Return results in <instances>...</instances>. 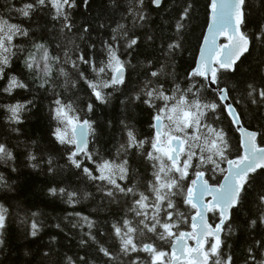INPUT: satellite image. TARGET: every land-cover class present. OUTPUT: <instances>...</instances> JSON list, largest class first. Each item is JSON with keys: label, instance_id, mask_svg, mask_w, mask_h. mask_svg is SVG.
<instances>
[{"label": "trees", "instance_id": "obj_1", "mask_svg": "<svg viewBox=\"0 0 264 264\" xmlns=\"http://www.w3.org/2000/svg\"><path fill=\"white\" fill-rule=\"evenodd\" d=\"M155 1L0 0L10 29L0 59V264H169L173 236L191 230L196 173L216 185L241 158L217 90L190 74L210 0ZM243 11L249 50L214 80L264 146V0H245ZM174 105L198 108L200 121L197 137L171 131L186 142L178 165L156 149L153 126ZM59 108L88 122L83 153L60 138ZM218 220L212 209L209 222ZM206 248L208 264H264V168L244 179L220 246L209 238Z\"/></svg>", "mask_w": 264, "mask_h": 264}, {"label": "water", "instance_id": "obj_2", "mask_svg": "<svg viewBox=\"0 0 264 264\" xmlns=\"http://www.w3.org/2000/svg\"><path fill=\"white\" fill-rule=\"evenodd\" d=\"M161 0H156L159 5ZM245 0H210L208 23L201 40L196 63L190 74H199L206 78L208 86L217 90L220 103L236 132L239 135L241 159L229 160L219 184H210L204 172H198L192 185L187 189L186 201L195 208L192 215L191 231H184L172 238L170 246V264H208L210 256L206 246L211 238L219 247L223 225L230 218L232 209L237 205L243 189V180L250 173L264 168V146L258 144L259 133L243 126L236 107L231 103L226 88L218 89L213 80L217 68L233 71L236 63L249 50L250 41L242 31L244 21L243 5ZM224 39L225 41L221 40ZM124 77L120 67L114 75L118 83ZM75 154H80L88 147L89 124L87 121H73ZM163 119L154 121L157 145L163 135ZM170 150L168 159L178 162L184 150V143L179 136L168 139ZM215 209L219 220L213 225L209 222V212ZM194 234V235H193ZM190 239H194L191 246Z\"/></svg>", "mask_w": 264, "mask_h": 264}, {"label": "rangeland", "instance_id": "obj_3", "mask_svg": "<svg viewBox=\"0 0 264 264\" xmlns=\"http://www.w3.org/2000/svg\"><path fill=\"white\" fill-rule=\"evenodd\" d=\"M57 2H61L62 0H56ZM10 29H7L6 26H3L0 24V59L4 57L8 50V38L10 35ZM196 109H192L191 107H185V106H179L174 105L169 107L168 109L163 110L160 115L165 119L164 124V136L161 140V144L159 147H156V149L161 150V152L167 154L169 150V146L167 143V139L169 136L174 135L171 133L173 129L176 131H186L187 129H191L190 136L197 137L198 129H199V119L196 114ZM60 118L65 123V127L59 131V136L63 140H66L68 142H73V135L71 133L72 128V121L73 119L70 117V115L67 113V110L65 108H59L57 111ZM163 126V125H162ZM168 129L169 132H166ZM217 135H215L216 137ZM196 139V138H195ZM202 144V143H201ZM218 150V148H217ZM101 174L105 177H110L112 174H114V169L110 164L104 165L100 168Z\"/></svg>", "mask_w": 264, "mask_h": 264}, {"label": "flooded vegetation", "instance_id": "obj_4", "mask_svg": "<svg viewBox=\"0 0 264 264\" xmlns=\"http://www.w3.org/2000/svg\"><path fill=\"white\" fill-rule=\"evenodd\" d=\"M192 207H193V206H192ZM193 208H194V207H193ZM194 212H195V208H194ZM210 212H211V211H210ZM210 212H209V213H210ZM191 221H192V216H191ZM190 232H192V231L190 230ZM181 233H182V232H180L179 234H181ZM179 234H176V235H174V236H177V235H179ZM193 235H194V234H193ZM174 236H173V237H174ZM189 243H190V245L192 246V245L194 244V239H190V240H189ZM214 249H215V248H214Z\"/></svg>", "mask_w": 264, "mask_h": 264}]
</instances>
